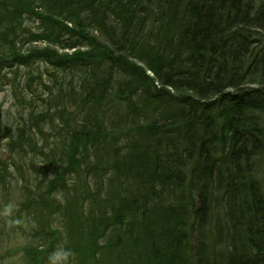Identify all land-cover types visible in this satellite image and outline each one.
<instances>
[{"label":"trees","instance_id":"obj_1","mask_svg":"<svg viewBox=\"0 0 264 264\" xmlns=\"http://www.w3.org/2000/svg\"><path fill=\"white\" fill-rule=\"evenodd\" d=\"M39 1L0 0L42 30L0 26V79L53 69L47 107L0 123L39 175L12 199L31 261L62 243L83 264H264V0Z\"/></svg>","mask_w":264,"mask_h":264},{"label":"rangeland","instance_id":"obj_2","mask_svg":"<svg viewBox=\"0 0 264 264\" xmlns=\"http://www.w3.org/2000/svg\"><path fill=\"white\" fill-rule=\"evenodd\" d=\"M20 2H33V0H19ZM36 3H34L35 6H39L38 3L39 0H35ZM48 3L50 4H56V0H48ZM2 7V5H0ZM34 10L36 8H33ZM41 9V10H40ZM4 10V9H3ZM6 10V9H5ZM37 10V11H36ZM33 12H41L43 14V11L45 9L43 8H37ZM43 10V11H42ZM32 13V12H31ZM31 13L29 15H22L19 16L14 9H8L6 10L5 14H2L0 16V26L2 29L8 24H12V22L20 21V27L19 31L23 30V34L26 36H33V33L40 34L42 30L39 28V23L37 17H30ZM16 25V24H15ZM9 36H12V34H8ZM2 41V40H1ZM27 43V42H26ZM24 43L21 45L22 50H25L26 48L30 47L31 45H44L45 42L43 40H36L31 41L30 43ZM7 73L5 79L3 76H1L0 79V123L1 127H5L6 129H11L19 123L18 119H23L26 117V114L32 109L33 106H36L37 108H44L47 107V104H44L45 101H41L38 98H46L47 93L46 90L43 92L45 88H43L41 85H39L40 82L45 83L48 86H51V82L48 79V74H51L53 69L50 67V65L46 64L43 61H37L36 63L28 66H16L12 69H5L4 70ZM16 73V75H15ZM55 73H58V71H55ZM2 74V73H1ZM16 76V82L19 83V86L21 87L24 83H27L28 79L30 77H34V81L31 85V87H25V89H22L18 92V94H14L11 82L13 81L14 77ZM35 90V92L33 91ZM36 110V108H34ZM32 109V110H34ZM31 110V111H32ZM28 116V115H27ZM21 121V120H20ZM57 122V121H56ZM49 121L43 126V130H50L49 129ZM12 127V128H11ZM27 130V129H26ZM35 131V129H33ZM27 135H31V132L28 131L26 133ZM36 146H39L41 144V140L36 138ZM5 140H3L0 143V165L4 164V167L0 166V168L7 174L8 176L6 179L2 177V173L0 174V229L4 231V233L0 232V264H38V261H31V257L27 255V251H30V246L34 245L38 250H41V247L38 246L40 243V235H34L36 236L35 240H32L30 237L26 238L22 235V231L17 228L16 223H23V220L25 217L20 212H18V208L14 207L12 199H16L18 201V198L20 200V196L25 192L23 190L24 186L31 187L32 189L36 190V183L34 179L37 177V181L39 178L38 173L36 171L32 172L31 168H29V162L27 159L23 157H18L15 153L9 150L7 146L5 145ZM33 160L36 161V158L33 157ZM264 162V161H263ZM14 165H20L21 170L14 169ZM264 167V166H263ZM0 169V170H1ZM12 173L16 175V177H12ZM19 173V176H18ZM31 175V176H29ZM260 175L263 178L264 183V168H261ZM22 178H19L21 177ZM2 181V182H1ZM32 193H35L31 191L30 196H32ZM36 194V193H35ZM5 196H9L10 198H6ZM29 196V197H30ZM33 209H28L31 215L34 216L33 219H37V217L40 215V210L38 206L34 205ZM28 212V213H29ZM17 215V216H16ZM25 233V232H24ZM43 248V247H42ZM73 251L72 249H66L65 245L60 244L59 247L56 248V253L54 255V258L52 259V256H49L50 253H46L44 255V258L46 257L49 264H83L82 259V251H80V254H78V263H76V255H74L72 258L69 257L70 251ZM99 264V263H98Z\"/></svg>","mask_w":264,"mask_h":264}]
</instances>
